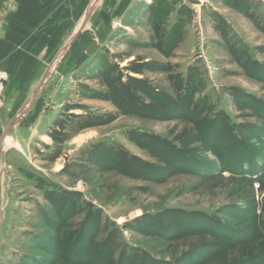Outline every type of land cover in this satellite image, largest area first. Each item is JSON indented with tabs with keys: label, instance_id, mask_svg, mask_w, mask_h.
Here are the masks:
<instances>
[{
	"label": "rangeland",
	"instance_id": "obj_1",
	"mask_svg": "<svg viewBox=\"0 0 264 264\" xmlns=\"http://www.w3.org/2000/svg\"><path fill=\"white\" fill-rule=\"evenodd\" d=\"M23 2L0 0V264H264V0H83L33 55Z\"/></svg>",
	"mask_w": 264,
	"mask_h": 264
},
{
	"label": "crops",
	"instance_id": "obj_2",
	"mask_svg": "<svg viewBox=\"0 0 264 264\" xmlns=\"http://www.w3.org/2000/svg\"><path fill=\"white\" fill-rule=\"evenodd\" d=\"M23 1L24 7L18 10L14 9L15 11L11 15H7L6 20L10 23V20L13 22L18 19L19 24L16 25L15 28H12V24H10V29H13L10 33L13 35L14 31H16V37L22 36L26 43H34L35 46L30 50L31 55L34 53L33 50L41 44L50 45L48 51L54 49L56 51V46L62 43L70 32L74 10H76L80 4H84L83 0ZM47 5L52 6V12H48ZM10 12L11 10H9V13ZM41 24H43V26L38 30L37 27ZM29 38H34V41L29 40ZM52 55H50L49 58L52 57Z\"/></svg>",
	"mask_w": 264,
	"mask_h": 264
},
{
	"label": "trees",
	"instance_id": "obj_3",
	"mask_svg": "<svg viewBox=\"0 0 264 264\" xmlns=\"http://www.w3.org/2000/svg\"><path fill=\"white\" fill-rule=\"evenodd\" d=\"M122 70L126 72V75H125L126 84L125 85H127V86H129V85L133 86L134 85V80L130 76H128V73L129 74H134V75H142L143 74L142 66H141V64H139L138 61L136 63L129 62ZM118 79L119 80L122 79V75L120 74V72H118ZM69 110H71V109L69 107H66L65 111L68 112ZM53 125L57 126L58 131L52 135V139L54 141L59 140L60 142H62L64 140V139H62V137L64 135H61L62 134L61 132L64 129V123L59 122V121H57V122L54 121Z\"/></svg>",
	"mask_w": 264,
	"mask_h": 264
}]
</instances>
